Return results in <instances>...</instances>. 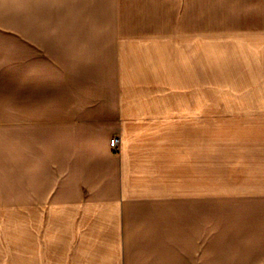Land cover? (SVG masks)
Returning <instances> with one entry per match:
<instances>
[{
  "label": "crops",
  "instance_id": "crops-1",
  "mask_svg": "<svg viewBox=\"0 0 264 264\" xmlns=\"http://www.w3.org/2000/svg\"><path fill=\"white\" fill-rule=\"evenodd\" d=\"M15 14L16 58L71 49L94 72L0 106V264H264V92L196 90L209 38L264 34V0H16Z\"/></svg>",
  "mask_w": 264,
  "mask_h": 264
},
{
  "label": "rangeland",
  "instance_id": "rangeland-1",
  "mask_svg": "<svg viewBox=\"0 0 264 264\" xmlns=\"http://www.w3.org/2000/svg\"><path fill=\"white\" fill-rule=\"evenodd\" d=\"M15 13L16 0H0V32L9 39L7 50L0 45V106H16L21 94L26 96L37 86L40 91H60L74 83L82 87L85 77L94 71L87 70L89 61L85 63L80 57L73 60L69 55L71 49L40 51L37 61L16 58ZM208 45L209 62L205 65V76L202 71L198 72L197 94L264 92V34L209 38ZM105 48L100 47L102 61L107 60ZM27 53L38 55V52ZM26 63L34 64V84H31V77L27 82L25 70L27 67L31 74V67ZM22 67H25L24 73ZM105 69L106 66L103 72L98 70V84L108 86ZM18 78L24 81H17Z\"/></svg>",
  "mask_w": 264,
  "mask_h": 264
},
{
  "label": "built area",
  "instance_id": "built-area-1",
  "mask_svg": "<svg viewBox=\"0 0 264 264\" xmlns=\"http://www.w3.org/2000/svg\"><path fill=\"white\" fill-rule=\"evenodd\" d=\"M111 143V147L113 149L114 152H119V145H120V142H119V138L118 137H114L113 139H111L110 141Z\"/></svg>",
  "mask_w": 264,
  "mask_h": 264
}]
</instances>
